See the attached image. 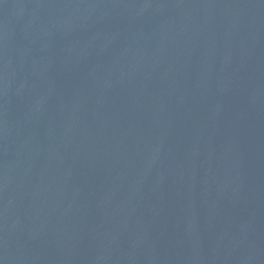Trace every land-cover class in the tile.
<instances>
[{"label":"water","instance_id":"1","mask_svg":"<svg viewBox=\"0 0 264 264\" xmlns=\"http://www.w3.org/2000/svg\"><path fill=\"white\" fill-rule=\"evenodd\" d=\"M0 264H264V0H0Z\"/></svg>","mask_w":264,"mask_h":264}]
</instances>
